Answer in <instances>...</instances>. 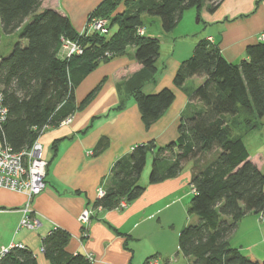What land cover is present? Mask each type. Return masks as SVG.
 Here are the masks:
<instances>
[{"label": "trees", "instance_id": "obj_1", "mask_svg": "<svg viewBox=\"0 0 264 264\" xmlns=\"http://www.w3.org/2000/svg\"><path fill=\"white\" fill-rule=\"evenodd\" d=\"M42 1L0 0L1 30L6 34L17 31L19 36L10 52L0 56V91L7 108L3 133L13 151L31 146L44 128L71 116L78 81L108 60L105 52L120 55L129 46L135 48L134 58L141 68L126 85L149 127L175 95L169 87L143 92V85L156 74L160 41L137 32L143 28L142 15L159 17L162 30L169 32L186 9L200 11L207 4V11L213 13L223 0H103L90 14L109 17V31L86 36L75 31L63 13L53 8L40 10ZM121 4L128 8L123 14ZM112 26L116 30L111 34ZM62 38L79 41L82 54L67 57L61 50ZM192 76L203 77L191 94L200 107L183 116L177 138L157 150L148 181L152 184L175 177L186 162L203 159L193 165L189 176L193 194L187 214L197 220L179 231L178 251L188 264H264V257L241 251L227 241L242 217L264 212V173L251 160L243 139L232 133L227 119L239 116L247 128L256 129L264 117V40L249 44L245 57L233 63L216 44L199 39L191 55L180 63L173 84L181 86ZM104 146L100 141L97 149ZM152 147V141L137 144L119 158L104 195L93 205L115 209L122 198L129 202L140 196L145 186L139 179ZM209 153L213 156L204 159ZM69 239L70 235L57 227L43 237L42 254L49 264H91L90 257L65 250ZM1 264L40 263L30 250L15 248Z\"/></svg>", "mask_w": 264, "mask_h": 264}, {"label": "crops", "instance_id": "obj_2", "mask_svg": "<svg viewBox=\"0 0 264 264\" xmlns=\"http://www.w3.org/2000/svg\"><path fill=\"white\" fill-rule=\"evenodd\" d=\"M102 1L43 0L40 10L53 8L63 13L74 30L80 31L88 15ZM207 10L206 4L198 12L197 21L202 20L209 31L188 46L180 41V35L170 34L173 30L161 35L169 40L170 52L160 59L159 49L154 79L146 82L142 89L144 93H154L169 87L175 97L149 127L144 125L126 85L127 79L141 68L134 58L133 46L123 54L98 63L78 81L70 122L48 126L38 136L47 159L44 190L28 198L24 192L0 189L1 246L21 243L34 254L38 263L49 264V260L43 254L38 257L33 248L41 247L43 237L57 227L70 235L65 250L91 256V264H149L154 259L155 264H161L162 260L164 264H179V259L175 260L181 254L178 243L172 256L169 248L173 242L167 243L170 234L166 231L186 226L193 194L190 170L203 159L186 162L179 175L158 183H149L148 170L157 150L177 138L181 118L200 107L198 101L191 100V94L203 77L192 76L181 86H175L174 75L199 39L210 37L224 58L236 63L245 57L246 47L260 41L258 37L264 34V0H223L213 13ZM178 47L182 52L180 57L174 55ZM95 88L93 96L83 104ZM100 141L105 146L98 150ZM150 141L153 147L148 153L145 172L141 173L142 182H139L145 186L144 192L121 210L94 206L97 189L108 187L115 162L135 145ZM25 208L30 218L38 220L34 230L19 226ZM84 208L92 211L91 220L85 225L79 221ZM263 233L264 212L248 213L227 241L232 247L257 255L254 247L264 243ZM257 250L264 254V245ZM185 259L187 262L183 264H188Z\"/></svg>", "mask_w": 264, "mask_h": 264}, {"label": "built area", "instance_id": "obj_3", "mask_svg": "<svg viewBox=\"0 0 264 264\" xmlns=\"http://www.w3.org/2000/svg\"><path fill=\"white\" fill-rule=\"evenodd\" d=\"M85 22L83 28L79 31L81 36L97 32L99 34L108 33V21L105 18L90 17ZM137 32L143 34L145 31L143 28H138ZM212 42L211 38H208ZM258 40H264V34L258 37ZM61 50L67 57L72 55H80L83 52V47L77 40H71L68 38H62ZM7 116V108L3 103V96L0 91V189H8L17 192H24L28 195V198L38 195L45 188V177L47 168V159L45 157L44 148L39 138L31 144L29 147H25L19 151H13L10 145L7 143L3 133V125ZM71 116L66 117L61 123L66 124L70 122ZM42 132V131H41ZM105 193V189L100 187L97 189L96 197L101 198ZM128 202L122 198L115 209L121 210L127 206ZM100 207V206H98ZM29 210L24 209L22 218L19 222V226L34 230L38 226V220L36 218H30L28 216ZM92 211L90 208H84L79 214V221L82 224H87L91 220ZM56 227L52 228L55 229ZM51 231V230H50ZM49 231V232H50ZM48 232V233H49ZM23 249L25 246L21 243L11 242L6 246L0 245V264L3 258L13 249ZM40 251L43 252V246L41 245ZM91 258V256H88ZM156 261L150 260L149 264H155Z\"/></svg>", "mask_w": 264, "mask_h": 264}, {"label": "rangeland", "instance_id": "obj_4", "mask_svg": "<svg viewBox=\"0 0 264 264\" xmlns=\"http://www.w3.org/2000/svg\"><path fill=\"white\" fill-rule=\"evenodd\" d=\"M209 4V3H208ZM126 8V9H125ZM133 8V7H131ZM127 6L125 7L123 4L119 6V11L121 12L120 14H123V12H127ZM201 11V10H200ZM198 11L196 8H188L186 9L183 14L182 18L178 22V24L174 27L173 31L170 34L176 35L181 37L180 41L185 42L188 46L189 42L195 40L199 35H205L207 31H209V28L204 24L202 20L197 21V14ZM89 17V15H88ZM87 17V20H88ZM90 17L94 18H102L98 16L91 15ZM30 19V16L26 19L28 21ZM108 21V31H109V17H105ZM86 20V21H87ZM142 27H144L146 31V35L150 37H155L158 39H161L160 41V59L162 57H166L168 53L170 52V47L171 45L169 44V40L164 38L163 34L165 31L162 30L161 28V23L160 19L157 16H151V15H146L144 14L142 16ZM116 30V26H112L111 28V34ZM161 37V38H160ZM19 40L18 32L15 31L11 34H6L4 33L1 28H0V56H6L10 50L12 49L13 45L15 42ZM182 52L179 50V47L175 51L174 55H182ZM105 57L110 59L114 55H112L110 52H105L104 53ZM104 61V60H103ZM101 61V62H103ZM106 61V60H105ZM192 104V102H190ZM228 123L229 126L232 130V133L235 136L241 137L245 143V146L250 154V158L253 162H255L258 166H261L262 172L264 173V117L260 120V124L256 129H249L247 128L242 120L240 119L239 116H233V117H228ZM213 156V153L206 154L203 158L204 159H209ZM151 165V163H150ZM147 166V165H146ZM146 166L144 167L142 173L144 174ZM151 167L149 168L150 172ZM148 172V175H149ZM139 182H142V176L139 179ZM97 198V197H96ZM197 220L195 216H189L186 219V224L188 225L189 223H193ZM181 228H178L176 226L175 228H172L170 230L167 229V234H170V237L167 240V243L169 244L170 240L173 242L172 248H169V252L172 253V256H175V250H177V243H178V235L179 231ZM264 234V233H263ZM264 243H259L258 246L254 247L255 253H257L258 258L264 257V254H261L257 248L260 246H263ZM33 251H35V254L40 257L42 252L40 251V247L38 248H33ZM179 259V264L186 263L185 257H183L181 254L175 257V260ZM185 262H184V261ZM173 263V261H172ZM161 264H164V261L162 260Z\"/></svg>", "mask_w": 264, "mask_h": 264}]
</instances>
